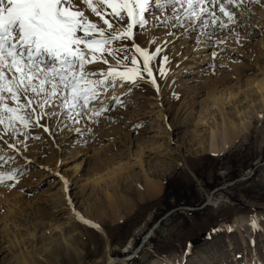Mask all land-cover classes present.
<instances>
[{"label":"rangeland","instance_id":"rangeland-1","mask_svg":"<svg viewBox=\"0 0 264 264\" xmlns=\"http://www.w3.org/2000/svg\"><path fill=\"white\" fill-rule=\"evenodd\" d=\"M246 30L239 62L225 54L216 63L227 68L215 75L204 67L208 56L182 62L169 72L167 83L161 81L160 96L147 89L124 97L128 108L117 110L98 130L99 139L87 146L78 147L82 142L72 139V132L58 135L52 146L31 142L27 155L33 163L20 185L9 189L7 181L0 183V264H107L110 258L124 259L128 242L140 240L153 222L155 234L138 264H170L189 242L187 264H232L235 253L264 256V220L258 230L233 226L236 218L253 217L249 209L264 214V168L247 183L236 179L264 146V9L253 6ZM136 122L141 126L133 129ZM226 142L224 151L212 149ZM141 165L162 192L144 193ZM58 167L70 180L76 209L99 222L103 232L94 233L74 217L65 186L52 175ZM193 175L200 177L195 185ZM168 180L181 188L189 206H178L171 197L166 209ZM206 185L217 190L215 198L207 196ZM178 207L194 211L173 213L158 224ZM213 226L234 231L213 235Z\"/></svg>","mask_w":264,"mask_h":264},{"label":"snow or ice","instance_id":"snow-or-ice-1","mask_svg":"<svg viewBox=\"0 0 264 264\" xmlns=\"http://www.w3.org/2000/svg\"><path fill=\"white\" fill-rule=\"evenodd\" d=\"M253 6L264 9V0H0V168L11 165L0 171V183L7 181L9 189L20 185L33 163L27 155L33 141L52 146L64 132L82 142L78 147L99 139L100 127L117 110L128 108L124 97L147 89L160 96L161 81L167 83L169 72L183 67L182 62L208 56L204 67L212 75L227 68L216 63L225 54L239 62ZM118 89L120 96L115 95ZM140 126L136 122L131 127ZM20 159L25 161L22 168L16 166ZM250 159L255 163L236 177L241 184L264 168V146L259 159ZM52 175L65 186L74 217L94 233L103 232L99 222L76 209L70 181L59 167ZM191 179L195 185L200 177ZM205 191L215 198L212 185ZM249 211L251 229L258 230L261 222L254 209ZM155 231L153 222L140 240L128 242V264H138ZM225 231L234 229H211L213 235ZM190 254L189 242L170 264H187ZM232 264H264V256L235 253Z\"/></svg>","mask_w":264,"mask_h":264},{"label":"bare ground","instance_id":"bare-ground-1","mask_svg":"<svg viewBox=\"0 0 264 264\" xmlns=\"http://www.w3.org/2000/svg\"><path fill=\"white\" fill-rule=\"evenodd\" d=\"M261 11V10H260ZM263 16V15H262ZM259 34V33H258ZM190 69V68H189ZM221 95V94H220ZM220 99V97H219ZM218 100V98H217ZM223 101V100H222ZM220 102V101H219ZM219 104V103H218ZM214 138V137H213ZM213 141V140H212ZM230 142V141H229ZM231 143V142H230ZM230 146V145H229ZM228 147V142H226V144L219 148L217 146H214L213 144V147L212 149L215 151V152H222L224 151L225 149H227ZM143 165H141L142 167ZM143 169V167H142ZM143 172V177H144V193H146V195H151L154 196V195H157L160 193V191L162 190V185L160 184H157L156 182H154L153 180H151L149 177H148V174L146 172V170H142ZM70 181V180H69ZM162 192V191H161ZM258 216V219L259 221L261 220H264V214H257ZM253 217H239V218H236L235 221H234V227L238 228V227H242V226H251V220H252ZM255 256H259L257 253H255ZM107 264H126V260L125 259H118V258H110L107 262ZM157 264V263H155Z\"/></svg>","mask_w":264,"mask_h":264},{"label":"trees","instance_id":"trees-1","mask_svg":"<svg viewBox=\"0 0 264 264\" xmlns=\"http://www.w3.org/2000/svg\"><path fill=\"white\" fill-rule=\"evenodd\" d=\"M163 197H164L163 203L166 205V209H169L171 207V205L169 204V199L171 197L173 199H176V205L178 206H182V205L189 206L190 205L189 200L186 199L183 195H181V188L173 184V182L169 180L166 182Z\"/></svg>","mask_w":264,"mask_h":264},{"label":"water","instance_id":"water-1","mask_svg":"<svg viewBox=\"0 0 264 264\" xmlns=\"http://www.w3.org/2000/svg\"><path fill=\"white\" fill-rule=\"evenodd\" d=\"M182 211H194V209H191V208H188V207H178V208H175L173 210H171L170 212H168L164 217H162L160 219V221L158 222V224H160L164 218H168L169 216H171L173 213H176V212H182ZM198 243V240H194L193 241V244H197Z\"/></svg>","mask_w":264,"mask_h":264}]
</instances>
